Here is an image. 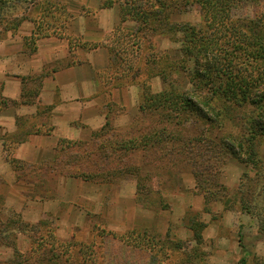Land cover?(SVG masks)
<instances>
[{
	"label": "rangeland",
	"instance_id": "1",
	"mask_svg": "<svg viewBox=\"0 0 264 264\" xmlns=\"http://www.w3.org/2000/svg\"><path fill=\"white\" fill-rule=\"evenodd\" d=\"M60 5H65L66 14L56 11ZM42 7L48 10L42 12ZM147 11L156 23L170 14L176 24L168 27L171 37L146 39L142 33L133 34ZM23 12L32 20H25L17 33L0 38V50L4 42H24L36 28L41 34L38 40L67 44L63 58L24 75L27 88L37 89L41 80L43 87L56 71L85 56V67L95 71L106 119L93 131V139L65 142L68 149L60 155L59 170L13 154L28 132L45 133L48 128L21 120L19 132L4 137L14 181L1 178L0 190L15 187L19 197L36 200L62 196L58 176L98 185L72 180L67 194L71 202L61 215L47 212L32 219L5 210L0 195V264H264V60L246 58L240 46L232 55H220L217 60L227 61V71L232 72L229 77L220 67L209 68L216 65L214 58L199 55L196 61L189 56L184 26L206 28L197 0H28L17 11ZM51 14L62 18L59 25ZM44 15H49L48 21ZM230 17L246 26L263 21L264 0H241L231 7ZM53 24L50 31L44 29ZM223 31L214 36L218 43L225 39ZM37 57L30 52L26 58ZM234 77L243 81L244 92L224 96L227 79L233 82ZM171 89L172 107L142 110L144 92L157 95ZM181 96L197 109L184 108L180 101L175 111ZM205 97H212L210 105ZM248 138L256 145L253 160ZM131 139L135 142L129 143ZM106 141L117 143L121 153L113 155L109 147L99 151V143ZM98 152L103 153L102 161ZM86 153L90 156L83 162ZM76 160L82 163L66 166ZM20 220L38 227L18 230Z\"/></svg>",
	"mask_w": 264,
	"mask_h": 264
},
{
	"label": "crops",
	"instance_id": "2",
	"mask_svg": "<svg viewBox=\"0 0 264 264\" xmlns=\"http://www.w3.org/2000/svg\"><path fill=\"white\" fill-rule=\"evenodd\" d=\"M4 44V49L0 50V98L6 100L8 104L0 106V179L13 182L14 174L12 164L7 159L4 137L19 132L18 121L34 122L38 128L43 130L48 128L49 131L30 133L24 142L15 147L14 156L32 163L48 164L53 166V170H59L60 155L68 149L65 142L93 139V131L102 128L106 115L98 99L95 71L90 66L85 67L88 65L85 56L81 62L56 71L46 80L35 101L25 100L24 75L37 73L45 62L50 63L63 58L67 49L64 41H54L50 38L37 40V51L34 54L38 57L32 61L26 58L27 53L24 52L22 40L15 39ZM11 57H19L20 61L13 62L10 60ZM43 111L47 112L44 119L39 121L38 117ZM80 163H82L80 160L69 161L66 166L74 167ZM58 177L60 178L57 188L62 190L61 197L55 194V198L51 199L38 197L36 200H28L27 197H19L15 187L9 189L5 187L4 191L0 190V195L3 194L5 198L2 207L12 213H23L25 219L43 217L47 212L61 215L71 202L67 194L72 180L77 184L82 182L98 185L79 177Z\"/></svg>",
	"mask_w": 264,
	"mask_h": 264
},
{
	"label": "trees",
	"instance_id": "3",
	"mask_svg": "<svg viewBox=\"0 0 264 264\" xmlns=\"http://www.w3.org/2000/svg\"><path fill=\"white\" fill-rule=\"evenodd\" d=\"M28 0H0V38L5 37L7 33L15 34L19 30L20 26L25 22V20H32L30 15L26 14V12H23L22 14H18L17 11L22 9V5ZM156 3L159 2V0H155ZM241 0H197L198 3H200L202 7V13L205 21V26L203 31L197 30L195 27L191 25H185L184 31L186 32V46L185 50L188 52L187 54L189 56H192L197 61L199 55H205L206 59H215L216 65H209V68L211 70H214L217 67H220L223 71L224 75L229 77L232 76V72H228L229 65H227V61L222 62L220 60H217L220 55L226 56L227 54L232 55L234 52L237 51V48L240 46V48L243 49L241 52V55L246 56V58L252 56L253 60H264V20L263 21H253L250 22L249 25H245L244 22L241 23L240 21H233L230 17V9L232 6H234L237 2ZM32 5V9H34V13H37L38 7L36 6L35 2L30 3ZM49 5V4H48ZM35 6V7H34ZM40 8V7H39ZM24 10V8H23ZM26 10V8H25ZM48 10V7H42V12H46ZM55 11V10H54ZM56 11L60 15L66 14V8L65 5H60V8H56ZM155 13V12H154ZM46 14V13H43ZM145 15L141 14L142 19L140 20V27L137 29L136 32L133 34L136 36H140L142 33L144 38L151 39L154 36H172L170 31H168V27L171 25L172 28L175 27L176 24L174 22L170 21V14L165 15L162 20H160L158 23L155 22V19H150L151 15L153 13L150 11H147L144 13ZM50 17L53 19H56L58 21L62 20L61 17H57L56 14H51ZM49 15H44V21H48L50 18ZM160 17V16H156ZM37 19L34 20L36 22ZM66 21V18H65ZM49 22L46 24L48 25ZM163 23V26H162ZM162 26L160 27L159 26ZM45 25V24H44ZM56 24L49 25V27H44L45 30L52 29ZM164 26H166V29H163ZM62 28V27H61ZM63 29H66V27H63ZM224 30V40L218 43V40L215 39V34L218 32V30ZM49 30V31H50ZM166 30V31H165ZM37 28L34 30V34L28 38L26 37L24 40V46H26V52L27 53H34L37 51V40L40 38L39 33L36 32ZM226 31V32H225ZM51 33V32H50ZM141 36V37H142ZM215 36V37H214ZM250 38V39H249ZM30 42H29V41ZM243 44V45H242ZM244 46V47H242ZM98 44L95 43L93 48H97ZM254 47V48H252ZM113 54V49L110 50ZM248 55V57H247ZM115 56V53H114ZM116 56H119L116 55ZM217 57V58H216ZM112 58L114 59L113 55ZM156 59V57L154 58ZM228 59V58H227ZM156 62V60H154ZM211 61V60H210ZM168 64L174 65L173 61H169ZM131 69H134L133 66L130 67ZM226 69V70H225ZM141 67L138 66L136 69L137 72H140ZM171 71H173L171 69ZM234 76V75H233ZM137 75H135L133 81H137ZM165 79H168V77H164ZM234 77L233 82H229V78L227 79V86L225 87V90L223 94L224 96H227L229 94H232L235 97L241 96V94L244 92L243 89V81L240 82L238 79H235ZM27 78H23V89H24V98H26V101H35L37 97L39 96L41 89H42V80L39 82L37 89H30L27 88ZM171 85V83L169 82ZM221 94V92L217 91ZM173 89H171L168 92H164L157 95H149L147 92H144V99L142 105V110L146 111L149 108H152L155 106L156 108L161 107H167L168 105L172 107L173 105ZM150 97V99H148ZM243 98V97H242ZM245 99H248V97H245ZM212 100V97L209 99L205 97V102L210 105V101ZM250 100V98H249ZM260 103L263 101L259 99ZM25 101V102H26ZM181 101V106L186 108V106H196L192 101L188 99L186 96H181L180 99H177L176 105L174 107V110H178L177 104ZM259 102L252 101L253 104H257ZM7 105L8 102L4 99H0V106L1 105ZM262 106V105H260ZM197 109V107H195ZM182 110V109H181ZM30 133L28 132L27 135ZM98 136V135H97ZM96 136L97 140L95 141L98 143V137ZM103 137V136H102ZM26 138V137H25ZM146 138V136L144 137ZM146 139H142L141 142ZM71 142V141H70ZM130 142H135L133 139H131ZM147 141L143 142L144 148L146 147ZM247 142H249V149H250V158L253 160V158L257 155V151L255 150V143L252 139L248 138ZM69 144V142H68ZM74 144V143H73ZM100 144V145H99ZM99 151H101V148L109 147L112 151V154L115 155L116 153L122 151V149H119L117 147V143L115 142H102L99 143ZM68 147V145H67ZM133 149V148H132ZM121 153V152H120ZM103 154V153H102ZM102 154L98 152V161H102ZM92 156H95L96 153H92ZM90 156V153H86L83 158L80 159L81 161H86V158ZM97 161V162H98ZM16 162L15 160L12 161V163ZM83 178H89L88 175H82ZM16 228L19 230H25L26 228H32L35 229L38 226L36 224H32L30 222L26 221H17ZM1 225V224H0ZM23 226V229H22ZM1 227V226H0ZM8 227V226H7ZM2 231V228H0V233ZM16 248V247H15Z\"/></svg>",
	"mask_w": 264,
	"mask_h": 264
}]
</instances>
